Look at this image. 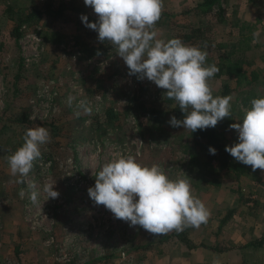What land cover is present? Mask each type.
I'll use <instances>...</instances> for the list:
<instances>
[{"label":"rangeland","instance_id":"374dc122","mask_svg":"<svg viewBox=\"0 0 264 264\" xmlns=\"http://www.w3.org/2000/svg\"><path fill=\"white\" fill-rule=\"evenodd\" d=\"M199 1L163 0L154 30L157 39L167 41L181 39L179 26L200 24L206 31L196 45L181 40L189 46L201 43L208 53L205 66L215 65V44L223 42L244 68L258 73L243 87L225 75L208 79L214 97L222 96L226 83L233 87L227 95L231 117L216 125L230 145L238 134L229 125L242 123L251 101L264 97V0H224L225 23L209 15L200 23L196 14H182ZM49 3L59 15L44 14L24 23L20 37L12 34L19 17ZM165 11L176 14L178 24H171ZM82 14L89 22L98 19L84 0H0V264H200V255L183 254L191 248L172 237L174 230L151 234L90 199L88 188L117 155H131L142 166L159 165L170 180H189L193 196L209 212L199 227L188 226L197 244L232 247L230 264H264V171L259 169L260 180L244 176L238 181L231 172L215 169L216 162L194 145L190 130L170 126L173 114L156 118L152 113L154 107L168 109L166 90L129 75L114 46L100 42ZM246 26L255 30L249 47L240 49ZM45 33L54 42H47ZM23 114L27 120H15ZM38 126L50 134V142L40 146L42 158L27 177L13 175L7 157L23 145L26 130ZM29 182L39 191L36 203L29 198ZM45 183L54 184L58 198L46 200ZM229 211L226 227L218 230Z\"/></svg>","mask_w":264,"mask_h":264},{"label":"clouds","instance_id":"9594fccd","mask_svg":"<svg viewBox=\"0 0 264 264\" xmlns=\"http://www.w3.org/2000/svg\"><path fill=\"white\" fill-rule=\"evenodd\" d=\"M84 3L93 8L98 19L89 22L83 14L80 19L98 33L100 42L114 46L129 75L147 78L178 103L183 119L172 116L170 126L195 132L214 128L219 121L231 117L232 97H214L208 84V79L219 71L214 64L205 66L208 53L185 45L179 38L167 41L156 38L154 27L161 17L163 0H84ZM71 102L69 97V105ZM229 128L237 132L238 142L226 146L225 151L253 171H264V97L253 99L242 123H233ZM23 140V145L7 160L13 175L27 177L34 161L42 158L40 146L50 142V134L45 127L38 126L27 129ZM209 153L215 155L216 149L210 146ZM28 186L29 198L36 203L39 191L34 182ZM87 191L96 205L105 206L115 218L130 222V226L139 225L154 235L199 227L209 216L205 205L193 196L188 179L170 180L159 165L142 166L131 155H117L105 163L94 187ZM43 193L46 200L59 196L54 184L49 183L44 184ZM24 195L21 189V198Z\"/></svg>","mask_w":264,"mask_h":264},{"label":"trees","instance_id":"16d2710c","mask_svg":"<svg viewBox=\"0 0 264 264\" xmlns=\"http://www.w3.org/2000/svg\"><path fill=\"white\" fill-rule=\"evenodd\" d=\"M248 1H254V0H248ZM224 0H201L199 1L198 5L194 7H190L187 9H184L185 11L182 12V14H190L194 13L200 18V23L202 22V15H209L215 19H217L218 22L225 23L227 21L226 19V7L223 4ZM60 10L54 6H52L50 3L46 4L45 7L39 8V9H33L30 13H28L24 17H19V20H16V23L14 25V28L12 29V34L16 36V38L20 37L22 34L21 26L24 23H31V20H39L44 14L49 15H59ZM165 16L170 18V23L175 25L178 24V19L176 18V14H170L165 11ZM252 26V25H251ZM251 26L241 27L243 30L245 28L249 29L248 33H240L241 39L239 40V48L240 49H247L249 47L250 41L252 40V32L255 29H251ZM179 30H181L180 38L183 41L188 42L191 45H196L197 40L199 39V36L201 34H204L206 29L204 27H201L199 24L197 27L194 24H189L188 26H179ZM49 33H45V40L47 42H54L53 38L48 35ZM201 48L203 46L201 43L197 45ZM227 47L226 43L218 42L215 44V48L218 49L216 59L217 62L215 65L218 67L219 71L216 73L217 76L225 75L229 78H233V80L236 83L237 87H243L246 85H251L258 77V73L256 71H250L237 60L234 58V53L231 50H226ZM233 90V87L226 83L224 85V89L222 92V96H227L231 91ZM167 108L164 109H158V108H152V113L156 118H159L162 114H173L179 115L183 117V113L181 112L178 103L174 99H169L166 103ZM27 114V113H26ZM28 119V115L23 114V117H17L15 118L16 121H25ZM192 140L194 145L203 151L209 158V160L215 161L216 166L215 169H223L231 172L235 178L240 181V179L244 176L246 177H254L258 180L260 178L259 175V169L256 171L252 170V167L249 165H244L240 162H237L234 157H232L228 152L225 151L226 146H231L238 141L232 142L230 145L227 143V138L223 131H220L217 126L214 128L210 127L206 130H197L195 132H191ZM214 147L216 149V154L211 155L209 153V147ZM219 184V183H218ZM239 194H241V190L238 191ZM233 211H229V213L220 219L219 227L221 228L224 224L227 223L229 218L232 216ZM190 227H184L182 231H176L174 230V233L172 234V237L177 238L179 241L183 242L187 247L189 248H195L197 246H203L210 248L213 251L217 252H224L230 250L231 247L221 245L222 243L218 242L217 245L208 246L203 243L197 244L191 237H190Z\"/></svg>","mask_w":264,"mask_h":264},{"label":"crops","instance_id":"0c3cea01","mask_svg":"<svg viewBox=\"0 0 264 264\" xmlns=\"http://www.w3.org/2000/svg\"><path fill=\"white\" fill-rule=\"evenodd\" d=\"M260 219H263L262 217H259ZM264 220V219H263ZM227 224V223H226ZM226 224H224L221 228L218 226V230H221L222 228L224 229L226 226ZM258 226V224H256V227ZM256 234H257V231H256ZM259 236H262V234H259L258 233V237ZM198 244H201V243H198ZM232 248V247H231ZM228 250V251H224V252H217V251H214V252H208L204 249V247L201 245V246H197L195 248H192L191 250L189 251H186L184 252L183 254L185 255H200L199 258L197 257V260L199 261L200 264H206L208 262V264H210L209 262H215L216 259L217 260H224V262H226L227 264H230L228 262H230V255L235 251V249H232L231 250ZM203 262V263H201Z\"/></svg>","mask_w":264,"mask_h":264}]
</instances>
